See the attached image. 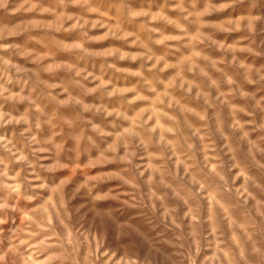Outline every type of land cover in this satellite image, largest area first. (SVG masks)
Segmentation results:
<instances>
[{
	"label": "rangeland",
	"instance_id": "1",
	"mask_svg": "<svg viewBox=\"0 0 264 264\" xmlns=\"http://www.w3.org/2000/svg\"><path fill=\"white\" fill-rule=\"evenodd\" d=\"M0 264H264V0H0Z\"/></svg>",
	"mask_w": 264,
	"mask_h": 264
}]
</instances>
